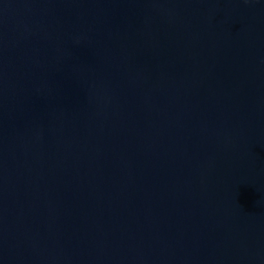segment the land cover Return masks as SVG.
<instances>
[{"label": "water", "instance_id": "1", "mask_svg": "<svg viewBox=\"0 0 264 264\" xmlns=\"http://www.w3.org/2000/svg\"><path fill=\"white\" fill-rule=\"evenodd\" d=\"M0 264H264V0H0Z\"/></svg>", "mask_w": 264, "mask_h": 264}]
</instances>
